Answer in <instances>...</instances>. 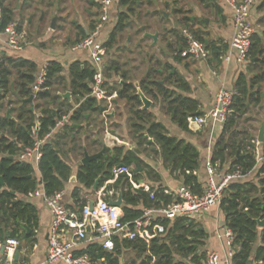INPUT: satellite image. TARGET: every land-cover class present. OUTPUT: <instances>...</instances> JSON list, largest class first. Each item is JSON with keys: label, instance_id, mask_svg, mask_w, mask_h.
Masks as SVG:
<instances>
[{"label": "trees", "instance_id": "trees-1", "mask_svg": "<svg viewBox=\"0 0 264 264\" xmlns=\"http://www.w3.org/2000/svg\"><path fill=\"white\" fill-rule=\"evenodd\" d=\"M6 1L0 0L4 8L3 26L14 19V11L6 4ZM138 1L141 0H120L121 5L128 8V12L121 14L118 26L110 35L109 41L105 43L108 48L117 44L118 35L128 28L130 22L128 20L136 9L144 5H153V2L148 0H142L138 5ZM199 1L221 13L216 0ZM175 12L177 14L186 13L182 8L177 7ZM205 24V20L192 19L189 15L183 18L184 27L204 43L208 33L196 30L194 27ZM144 27L148 29L151 26L146 24ZM164 30L168 31L167 28ZM178 39L182 47H186L187 39L182 35H179ZM262 40L264 37L254 36L250 53V59H255L252 64L258 68V72L252 77L244 73L238 79L232 113L223 126L222 134L212 154L213 161L218 162L222 169H228L230 172L240 169L246 174L256 165L253 150L248 149L249 146L253 149L251 141L256 137H252L250 133H242L236 128L239 120L248 113L251 106L260 104L264 97V93L256 89V86L264 84ZM218 44L219 41H208V48L213 56L220 58L222 47ZM181 53L179 52L177 56L181 57ZM167 69L171 71V74L166 80L174 81L177 87L184 91L190 89L189 83L178 74L174 67L167 65ZM46 70L45 89L39 92L33 101L25 102L24 99L30 98L33 94L32 85L37 77V63L26 59L0 58V101L14 87L18 96L17 103L20 104V107L16 108L20 111L16 120L9 119L6 115L0 116V130L3 133L4 131L10 132L12 135L4 134L0 137V177L4 181V184L0 181V240L3 241L9 238H18L20 241L22 238L31 239L34 229L38 226L37 207L24 198H20L19 194L28 196L42 184L45 193L51 196L57 191H63L69 182L72 166L64 158L61 142L56 137L68 138L69 142L74 144V148L80 147L83 151L84 146L78 144L76 132L82 130V123L89 121L92 113L101 114L104 111L101 104L104 99L100 100L91 96L97 70L90 61L72 62L66 77L63 75L64 65L59 61H50ZM108 70H113L122 76L120 84H112L109 90L107 89L108 94L117 91L119 99L133 104L131 110L135 120L132 121V127L137 132L136 138L140 152H143L141 146L145 144L154 145V150L159 148L164 163L183 175L185 184L191 185L195 192L202 193L198 175L195 174L200 160L198 149L191 143H185L177 137L170 136L166 126L154 121V114L150 110L142 108L143 102L138 89L134 82L130 81L127 72L122 70L120 63H113ZM154 73L157 74V72ZM14 74H17L16 81L11 79ZM63 82L66 83V90L76 98L77 107L72 105L70 99L63 98L53 89L56 84ZM105 86L108 88L107 83ZM140 88L146 96L161 102L166 112L174 113L181 119V125L185 128L189 116L203 114L199 112L200 107L197 100L181 96L175 90L169 89L166 84L153 78L152 70L141 80ZM42 102H46L47 107H44ZM57 103L62 108H56L54 105ZM14 105L13 102L11 110L14 109ZM66 105L70 108L64 111L63 107ZM36 109H39V114L36 113ZM71 110V123L44 145L43 156L38 166L40 173L38 177L34 165L20 162L16 156L22 147L31 146L36 139L43 138L50 133L63 115ZM36 119L40 125L34 134L33 127H37ZM98 143L101 144V142ZM120 164L135 168L140 166L142 172H133L132 178L125 174L115 176L113 170ZM228 165H230L229 168H227ZM143 173L155 181L161 180L160 174L137 153V149H127L126 146L107 148L97 160L79 165L77 181L80 186L72 191L74 207L82 210L89 203L82 197V189H93L98 179V190L104 188L106 194L113 191L112 198H118L119 193H122L125 222L142 217L145 207L171 203L173 198L165 193L164 188H149L137 183L143 177ZM258 176H260L259 181H233L226 189L220 207L226 216L225 222L236 235L233 264H264V228L259 227L257 222V219H264V162L259 168ZM153 191H155L154 198L151 197ZM107 198L111 197L107 195ZM25 225L31 229L30 233ZM149 234L151 237L149 241L142 237L136 240L116 237V246L113 251L105 250L99 243H89L77 253L89 254L92 264H122V254L128 249H136L141 255L139 261L133 260L131 264H203L202 260L206 257V253L200 254L199 251L205 245L207 233L189 218L179 217L173 221L158 219L149 229ZM259 239L262 243L256 245Z\"/></svg>", "mask_w": 264, "mask_h": 264}, {"label": "crops", "instance_id": "crops-1", "mask_svg": "<svg viewBox=\"0 0 264 264\" xmlns=\"http://www.w3.org/2000/svg\"><path fill=\"white\" fill-rule=\"evenodd\" d=\"M9 1L10 0H7L6 4ZM59 1L61 3V6H63V8L67 6L65 7V9L68 13L71 10L70 5L77 3L76 0H69V1L59 0ZM148 1H152L153 5H144L141 8H138L140 10V13L142 12L141 10H145L144 13L142 14L143 17L144 18L150 17V19L157 20V16L161 14L166 20H168V22L165 21V23L163 24L156 21L155 22L156 27H154L153 24L150 23L148 24V26L151 27L150 28L148 27V29H145L144 27L146 24H143L141 27V39L135 45L137 47L140 59L142 60V65L135 67L137 68L136 70L138 69L141 70V67L146 66L145 69L147 68L146 69L147 71L145 73V77L147 76L149 71L152 70L153 74L160 77V79L158 80L162 84H166L169 89L175 90L181 96L190 97L197 100L199 102V107H200L199 112H202L203 114H206L212 108L215 94L217 93L220 87L226 86L230 88H236L238 79L244 73L247 74L248 77H252L249 73L250 72L249 67L253 65L252 63L255 61V59L253 60L250 59L247 63L240 64L235 61L227 63L213 55H211V58L209 60L189 58L184 56L183 53H181V57L177 56L179 55V52H183L185 48L182 47L181 42L178 39L179 35L185 37L184 30L187 29L183 25V18L186 15L191 16L192 19L198 17L190 15L189 11L186 10L184 11L186 12L184 14H177L175 10L177 7L176 3L178 2V0H148ZM160 1L163 2V6H164V8L162 9L158 8L156 5L159 4ZM46 2L47 0H19L16 6V10L14 9L13 5H11V3L9 4V6L14 11V17L17 18V19L14 18L13 20L17 21L20 24V28L25 33L26 39L24 43V48L21 51H16L9 48L4 43V37L0 36V58L5 57L12 59H26V60L34 61L38 65L37 75L45 66H47V64L50 61L56 60L64 65L65 68L63 72L64 75L66 70L68 73L69 65L72 62L89 61V57L88 54L84 51L83 52L73 51L72 48L69 50L66 47H64L61 44L62 42L61 40H64L65 38L64 37L66 34L65 30L62 28L63 30L62 33L58 36H54L53 33L58 32V26L56 24V28L53 29L51 27L53 22L51 23V26H49V28L47 29V32L45 31V35H39V32L35 33V31L30 30L27 17L32 13L36 14V13H41L40 11L44 12L45 10L44 7H46L45 6ZM141 2L142 0L138 1V5H140ZM216 2L221 9V13L217 12L219 21L217 23V27L215 28V31L212 34H209V32L206 31V29L208 28V22H206V19H202L205 20L206 22L205 25H198V26H203V28H205L204 30H202V32L204 31L205 33H208L207 36L208 41H219L218 45L222 47L221 53H223L230 48L231 40L235 32L234 24H233V10L230 4L226 0H216ZM263 2L264 0H258V2L252 7L251 15H250V20L254 25V27L256 28L255 35L259 37H264V29L263 30L259 29L264 24ZM52 4L53 2L49 1L47 7L50 8ZM154 6L157 8L154 10L155 12L152 14L151 7ZM22 9L23 11H21ZM162 11L168 13L169 16L166 17L162 13ZM140 13H138V16ZM198 26H195L194 28H197ZM110 27H111L110 25H107L102 34V38H104L105 43L108 42L110 38V31H111ZM164 28H167L168 31L164 30ZM156 30H159L160 32L159 43L160 41L162 43L157 47H152L151 46L152 40L150 38H143V34L146 31L155 32ZM196 30L201 31V29H196ZM51 38H55L56 41H60V42L52 44L51 47H48L45 45V43ZM69 39L71 38L69 37ZM130 41L131 40L129 39L128 42ZM263 42L264 40H262V43ZM205 43L208 45V42ZM226 44L227 47H225ZM148 46H150L151 49L153 50H158L159 52L161 50L162 54L160 55L158 52L152 53L151 49H149ZM106 48H107V54H106V64H107L108 59H110L111 57L110 56L111 53L109 51L110 47L108 48L106 46ZM116 62L118 61H113L111 65ZM155 64L158 66L157 68L154 67ZM150 65H153L152 66L153 68L150 67ZM167 65L174 67L175 70L178 72V74L185 81L189 83L190 89L188 91H184L181 88H178L177 83H175L174 81L166 80L169 79V75L171 74V71L167 69ZM109 66L107 64L105 70L113 74V77L109 78V81L111 82L110 84L111 85L112 84L114 85L115 83L120 84L122 81V76L120 74L119 75L116 74L113 70H108ZM124 71L127 72L126 70ZM154 72H157V74ZM214 72H216L217 74H214ZM143 78L139 79L138 81H135L130 77L131 79L130 81H133L138 89V86L140 88V82ZM176 96H174V98ZM148 98H150L152 102H155V100L152 99L151 97ZM118 99L119 97L117 95V91L110 94V98L107 99L108 102L112 104V107H108V110L105 107L103 108L104 111L101 114L104 115L103 120L105 121V123H108L109 120L110 122H114L115 120L114 117L117 116L116 109L115 112L113 111L112 113H110V110L111 109L114 110L113 106L114 104L119 103ZM262 102L256 106H251V107H255L258 113H260L261 117H263V121L259 129L256 131L257 134L252 135V137L259 136L260 128L264 122V108L260 107ZM154 106H151L150 108L152 111L148 109L151 112H154L155 115L157 116L156 119H154V121L163 123L166 126L170 136L177 137L179 140L185 141V143L193 144L200 152L199 167L198 170L195 172V174L198 175L199 182L201 184V189L203 191L209 177L206 166L207 161L213 154L215 144L222 134L223 126L213 128L211 125H206L199 128L195 125L189 124L187 119V127L185 128L181 125L182 122L181 119L176 117L174 113L166 112L165 108L163 107L164 105L162 103H160V107L157 106L159 107L157 109L156 108L152 109V107ZM160 108L165 110L167 114L163 113ZM159 112H161L163 117L158 115ZM249 122H258V119L257 118L250 119ZM99 134L100 131H98L95 136H99ZM104 138L106 143V149L113 148L115 146H126L127 149H137V153L142 156L143 152H140L141 150L139 148L128 147L129 143L126 141V139L122 140L114 133L107 132V135ZM94 144H98V141H95ZM99 145H100L99 148L97 150H94L93 154L102 151V149L105 147L103 143ZM67 148L68 149L66 152H69V150L72 149V147H67ZM157 151L160 152V149L157 148ZM259 151L261 155H264V143H260ZM84 156H85V152H83V158ZM143 159L146 160L144 157ZM146 162L156 169V171L161 176V180L155 181L153 179L148 178L146 174L143 173V177L137 182L142 186H148L149 188L153 187L155 189L164 188L175 191L183 184H185L184 176L181 175L177 170H173L171 167L167 166L164 163V160L161 156V152H160V158L156 160H152L151 162L146 160ZM68 163L72 166V175L69 182L66 184V187L63 190L64 191L63 202L70 209L81 211L78 208L74 207L75 202L74 199L72 198V191L75 187L80 186L77 181V171L79 165L83 163L82 160L81 163L77 165L72 164L71 162ZM131 167H133L134 170L136 169L134 166ZM229 167L230 165L227 166V168ZM259 168L260 166L255 169L254 175L258 174ZM221 170L224 169H220V171ZM37 175L38 177H40V173L38 170H37ZM250 180H253V175L251 176ZM39 189L44 191V187L42 184L39 186ZM103 191L104 188H101L98 191H95L93 189L83 188L81 194L84 199L88 200V202H92V201H96L99 195L101 194V192ZM18 196L20 198H24L26 201L33 203L37 207L38 217H39V223L38 226L34 229L32 238L21 239V247L19 249L20 263L47 264L46 261L48 256L49 233L53 220L52 212L42 196L30 197L21 194H19ZM225 217L226 216L220 207H214L209 212L194 217L193 219H190L191 222L201 227L207 233V237L205 238V245L202 246L201 248H206L209 252L215 250L219 252L222 257H225V246L223 241H221V239L218 237V227L220 224L225 223ZM118 238L124 239L125 237H118ZM261 243H262L261 239H259L256 245H260ZM85 247H86L85 244L83 246H80V248L77 249V252L83 250ZM134 250L136 251V249ZM3 258H4V254L2 251H0V261ZM56 264H64V263L59 262Z\"/></svg>", "mask_w": 264, "mask_h": 264}, {"label": "built area", "instance_id": "built-area-1", "mask_svg": "<svg viewBox=\"0 0 264 264\" xmlns=\"http://www.w3.org/2000/svg\"><path fill=\"white\" fill-rule=\"evenodd\" d=\"M226 1L233 10L235 32L230 48L221 54L220 59L227 63L234 61L240 64L247 63L250 60L253 39L256 34V28L250 20L251 9L258 0ZM101 3V21L92 32L72 47L73 51L85 49L89 51V61L97 70L91 96L100 100L110 98L105 86L107 81L105 76L107 48L101 37L104 24L109 19L115 0H101ZM3 19L4 8L0 3V36L4 37V43L9 48L21 51L24 48L26 35L20 28V24L13 20L3 26ZM184 34L187 39L186 47L182 52L184 56L200 60H209L211 58L212 53L206 43L196 38L187 29L184 30ZM46 67L38 73L36 81L32 85L33 94L35 95L45 89ZM214 74L217 73L214 72ZM236 94V88L220 87L215 94L212 108L206 114L189 116V124L199 128L206 125H211L213 128L224 126L232 113ZM70 123L71 115H63L57 122L56 127L45 137L36 139L31 146L23 147L16 156L17 160L32 164L38 170L43 156L44 145L54 139L55 135ZM37 129V127H33L34 134H36ZM251 142L253 149L250 146L248 149L253 150L256 158V165L251 171L244 174L240 169L233 172L224 169L221 172L220 164L214 162L211 156L206 165L209 177L202 193L195 192L193 187L187 184H183L175 191L165 189V193L172 196V202L167 205L145 207L143 216L134 221L125 222L123 220V208L110 203L111 199H117L112 198L113 191L108 194L104 191L101 192L93 206L89 202L81 211H76L70 209L63 202L64 191H57L55 194L48 196L45 191L38 188L28 196H42L53 215L46 263L92 264L89 254L77 253V249L80 246L89 243H99L105 250L113 251L116 246V237H125L130 240L142 237L149 241L151 239L149 229L158 219H169L171 221L179 217L193 219L209 212L214 207H221L225 191L229 185L233 181L250 180L251 176L254 175L255 169L264 162V155H261L259 151L261 142L258 137L252 139ZM133 170L134 168L131 166H121L114 169L113 173L115 176L125 174L132 178ZM136 186L138 187V185ZM154 194L155 191L151 192L152 198H154ZM107 195L111 198H107ZM88 225H91L92 232L87 230ZM218 237L224 243L225 257H222L215 250L210 251L207 264H233L236 235L226 222L219 225ZM20 246L21 241L18 238L0 240V251L4 254L0 264H15V256Z\"/></svg>", "mask_w": 264, "mask_h": 264}, {"label": "rangeland", "instance_id": "rangeland-1", "mask_svg": "<svg viewBox=\"0 0 264 264\" xmlns=\"http://www.w3.org/2000/svg\"><path fill=\"white\" fill-rule=\"evenodd\" d=\"M18 1L19 0H10L7 4L9 5L11 3V5H13L14 9L16 10ZM49 1L53 2L50 8L47 7L49 4ZM156 5L160 9L164 8L162 1H160L159 4H156ZM45 6L46 7H44L45 8L44 12L40 11L41 13H36V14L32 13L27 17L29 28L31 31H35V33L39 32V35H45V31L47 32V29L49 28V26H51V23L53 22V19L55 18L57 12L59 14L57 18L58 32L53 33V35L54 36L60 35L63 31L62 30L63 28L66 34L64 36L65 37L64 40H61L62 41L61 44L67 49L70 50L77 42L83 39L84 36H86L88 32L92 31V25L89 26L90 23H92L91 16L86 17L85 22L86 24L88 22L87 27H89V29L84 33H80L77 30H75L74 26L71 24L72 19L74 17H78V14H76L77 3L70 5L71 10L69 13L65 9V7L67 6L63 8L59 0H47ZM155 6L151 7L152 14L155 12L154 10L157 8ZM176 6L178 8H182L184 11L185 10L189 11V14L192 16H197L199 19H206L208 21V28L206 29V31H208L209 34H212L215 31V28L217 27V23L219 21V18L217 16L218 14L215 8L204 5L199 0H178V2L176 3ZM22 8H23V5H22ZM122 8L123 7H121V9ZM21 11H23V9ZM141 11L142 12L140 13V10L136 9L135 13L131 14V17L128 20L130 21L128 24V28L122 34L118 35L117 44H115L113 47L109 49L111 53L110 55L111 57L107 61L108 66L111 65L113 61H118L122 67V70L123 71L126 70L127 74L135 81H138L139 79L145 77V73L147 71L146 70L147 68L145 69L146 66L141 67V70L140 69L136 70L137 68L135 67V66L142 65V60L140 59L137 47L135 45L141 39L142 25L143 24L148 25L151 23L153 24L154 27H156L155 26L156 21L163 23V24L165 23V21L168 22V20H166L161 14L157 16V20L150 19V17L144 18L142 14L144 13L145 10H141ZM138 13H140L139 16H138ZM14 18L17 19L16 17ZM110 26L113 27V24L110 23ZM195 29H201L202 31L205 28H203V26H198ZM259 29L263 30L264 24ZM69 37L71 39H69ZM129 39L131 40L130 42H128ZM101 40L104 41V38L101 37ZM57 42L59 43L60 41H56L55 38H51L45 43V45L48 47H51L52 44H55ZM161 43L162 42L160 41L159 45ZM262 45L264 46V42L262 43ZM148 48L151 49L150 46H148ZM79 51L86 52L89 57V51L87 49L79 50ZM151 51L152 53L158 52L160 55L162 54L161 50L159 52L158 50L151 49ZM152 66L153 65H150V67ZM154 67L157 68L158 66L155 64ZM249 70H250L249 73L251 76H253L254 73L258 72V68L255 65H251L249 67ZM67 75L68 73L66 70L64 73V76L66 77ZM105 76L107 79V82H106L108 86L107 89L109 90V87L111 86L110 84L111 82L109 81V78L113 77V74H111L110 72H107L106 70ZM153 78L160 79V77L155 74H153ZM11 79L12 81H16L17 74L12 75ZM65 82L61 84H56L53 88L55 92H57L58 94L63 93L62 95L69 92L66 90L67 88H66ZM256 89H259L260 91L264 92V84H260V86H256ZM107 99L103 100L101 104L103 107H105L108 110V107H112V104L109 103ZM70 100H71L72 105L76 107L78 106L76 104V98L72 97V94H71ZM10 101L11 103L9 104ZM13 102L15 105L13 106L14 109L11 110ZM17 102H18L17 91L13 87L6 94L5 98L0 101V115L7 116V110L10 109L12 118L16 119L17 115L20 112L16 110V108L20 107V104ZM118 102H119L118 104H114L113 106L114 110L109 109L110 113H112L113 111L115 112V109H116L117 116L114 117L115 118L114 122H110L109 120L108 123H105V121L103 120L104 115L99 114V113H92L91 119L89 121H85L82 123V127H83L82 130L79 132H76V139L78 141V144L84 146V149L87 150L90 155L93 154V151L97 150L100 146L99 143L94 144L95 141L102 142L106 146L104 137H106L107 132L116 134L122 140L126 139V141L129 143L128 147L138 148V143H137V138H136L137 132L132 127V121L135 120L134 114L131 110V105L133 104L130 102H127L126 100H122V99H118ZM160 103L161 102L159 101L153 102L152 106L155 105L156 107L154 106L152 107V109L159 108ZM41 104H43L44 107H47L46 102H42ZM54 106L56 108H62V106H60L59 103H57V105H54ZM68 107L70 108V106L66 105V107H63V110L66 111ZM260 107L264 108V100L262 104L260 105ZM160 109L163 113H166L165 110H163L162 108ZM71 111L69 113H71ZM39 112H40L39 109H36V113H39ZM152 113L154 114L153 119H156L157 116L155 115L154 112ZM158 115L163 117L161 112H159ZM255 118L258 119V122H249L250 119H255ZM262 121H263V117H261L257 109L255 107H251L249 112L245 114L239 120L236 129L242 133H250L251 136L256 135L257 134L256 131L259 129ZM62 131L63 130H60V132ZM98 131H100L99 136H95ZM4 134L12 136L10 132L4 131L3 133L1 131L0 137L3 136ZM56 139L57 140L59 139L61 142V148L63 152L62 154L64 158L66 159V161L71 162L72 164H76V165L81 163V160L83 158V152H85V150L81 151L80 147L78 149L74 148L73 147L74 144L69 142L68 138L60 139L56 137ZM67 147H72V149L69 150V152H66L68 149ZM141 149L143 150L142 156L150 162L152 160H156L160 158V152H158L157 149L154 150L155 149L154 145L145 144L141 146ZM259 179H260V176H258V174L253 175V181H259ZM204 252L206 253V257L202 260V263L207 264V258L210 252L206 248H200L199 253L202 254ZM140 257L141 255L139 254L137 250L135 251L134 249H129L123 252L121 261H122V264H131L133 260L139 261L141 259Z\"/></svg>", "mask_w": 264, "mask_h": 264}, {"label": "water", "instance_id": "water-1", "mask_svg": "<svg viewBox=\"0 0 264 264\" xmlns=\"http://www.w3.org/2000/svg\"><path fill=\"white\" fill-rule=\"evenodd\" d=\"M162 13H163L166 17L169 16V14L166 13V12H164V11H162ZM57 18H58V14H56V16H55V18H54V20H53V23H52V26H51L53 29L56 28ZM206 22H208V21L206 20ZM143 38H150V39L152 40L151 46H152V47H157V46L159 45L160 32H159V30H156L155 32H149V31H146V32H144V34H143ZM206 42H208V39L206 40ZM137 86H138V85H137ZM138 94L140 95L141 100H142V102H143V107H142V108H143V109H146V110L150 109L151 106H152V104H153V102H152V100H151L150 98H148V97L145 95V93L141 90V88H139V86H138ZM35 97H36V95H35V94H32L30 98H28V99H24V101H25V102H26V101H33V99H34ZM63 97H64V98H68V99H70V97H71V93H70V92H67V93H65V94L63 95ZM10 103H11V101L9 102V104H10ZM103 108H104V107H103ZM7 118H9V119H13V120H16V119L12 118V116H11V110H10V109L7 110ZM36 124H37V128L39 129V125H40V123H39L38 119H36ZM0 132H1V131H0ZM258 139H259V141H260L261 143H264V122H263V124H262V126H261V128H260V132H259ZM105 150H106V146L102 149V151H100V152H98V153H95V154H93V155H90V154L88 153V151L85 150V156H84V158L82 159V163H83V164H89L92 160H97L101 155L104 154V151H105ZM11 158H13V157L11 156ZM121 166H124V165H123V164H120L119 167H121ZM134 172H135V173L142 172V168H141L140 166H137V168L135 169ZM0 181H1L2 184H4V181H3L2 177H0ZM98 184H99V179L96 181V184L94 185L93 190L98 191ZM94 202H95V201H92V202H91V206L94 205ZM110 203H111L112 205H114V206H117V207H123L124 201H123V195H122V193H121V192L119 193L117 199H111ZM257 222H258L259 227L264 228V219H257ZM25 226H26V228L28 229V233H30V232H31V229H30L27 225H25ZM87 230H88L89 232H92L91 225H88ZM20 247H21V246H20ZM19 249H20V248H19ZM15 264H21V263H20V251H17V253H16V256H15Z\"/></svg>", "mask_w": 264, "mask_h": 264}, {"label": "flooded vegetation", "instance_id": "flooded-vegetation-1", "mask_svg": "<svg viewBox=\"0 0 264 264\" xmlns=\"http://www.w3.org/2000/svg\"><path fill=\"white\" fill-rule=\"evenodd\" d=\"M76 2H77L76 13L78 14V17H75L74 19H72L71 24L74 26L75 30H77L80 33H84L89 29V27H87L88 22H87V24L85 22L86 17L91 16L92 17V21H91L92 23H90L89 26L92 25V31H93L95 29V27L97 26V24L101 21V16H102L101 0H76ZM121 7H123V8L121 9ZM127 12H128V8L126 6H122L120 3V0H115V3L113 5V9L111 10V13L109 16V19L104 24V29L106 28L107 25H110V23L113 24V27H111L112 29L110 31V35H111L112 32L116 29V27L119 24L121 14L127 13ZM104 29L102 31V34L104 32ZM89 33L90 32H88L87 34H89ZM87 34H86V36H87ZM104 44H105V42H104ZM69 114H72V111Z\"/></svg>", "mask_w": 264, "mask_h": 264}]
</instances>
